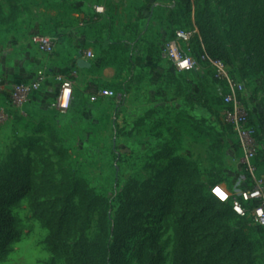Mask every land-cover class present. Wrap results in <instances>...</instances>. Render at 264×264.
Segmentation results:
<instances>
[{
	"label": "rangeland",
	"instance_id": "1",
	"mask_svg": "<svg viewBox=\"0 0 264 264\" xmlns=\"http://www.w3.org/2000/svg\"><path fill=\"white\" fill-rule=\"evenodd\" d=\"M188 1L190 13L184 0H0V82L40 79L36 94L46 100L40 117H15L0 125V188L28 180L42 195L37 203L72 213L70 243L82 238L90 243L96 233V214L84 215L77 203L81 189L91 190L105 201L107 220L121 236L115 264H149L151 259L172 264L177 220L197 211L196 203L181 202L178 180H167L173 162L152 161L158 145L165 146L184 127L175 126L182 117L223 135V158H229L230 167L223 175L226 191L252 183L233 135L219 119H209L198 97L221 98L226 90L222 80L206 70L178 72L160 56L176 31L196 32L190 52L200 43L195 0ZM208 4L212 34L242 87L236 97L257 129L260 150L253 176L264 187V0ZM98 6L103 13H95ZM84 7L100 20H87ZM35 35L55 37L53 52L38 49L31 40ZM134 38L146 44L149 58L130 55ZM86 51L95 64L84 74L75 61ZM103 69L110 76L92 78ZM91 86L113 92L114 98L91 101ZM194 140L182 136L181 155L199 172L185 181L187 189L201 192L209 153L205 143ZM227 209L214 210L219 215L215 233L197 234L199 251L216 264H264V232L257 229L253 210L241 218L223 216ZM9 210L20 236L0 254V264H71L70 255L47 250L48 231L34 217L29 193ZM233 241L238 244L231 249Z\"/></svg>",
	"mask_w": 264,
	"mask_h": 264
},
{
	"label": "trees",
	"instance_id": "2",
	"mask_svg": "<svg viewBox=\"0 0 264 264\" xmlns=\"http://www.w3.org/2000/svg\"><path fill=\"white\" fill-rule=\"evenodd\" d=\"M184 2L186 11L190 13V1L184 0ZM208 7V0H195L194 19L201 39L200 43L195 47L194 52H190V46L194 42V37L192 38L188 45L189 54L195 58H199L201 54H206L212 59L222 61L235 79L230 68L231 63L227 54L220 42L212 34L208 17ZM262 29L264 31V20ZM174 34L175 32L169 40L174 38ZM203 70L213 75L210 70ZM222 82L226 90L221 98H212L213 100H211L206 96L198 97L203 107L209 113V119H214L215 121L219 119L220 123L228 129L231 135H233L231 128L223 122L221 117V111L224 108L223 99L229 93L226 83L224 81ZM215 115L218 117H214ZM250 116L251 113L249 111V126L253 130V138L258 141L257 129ZM178 124H183L184 127H179L180 129L175 131L173 139L165 142V146L158 145V149L152 157L153 162H173L172 172L167 176V180H178L176 185L183 196L181 202H193L197 204V206H192L197 210L195 214H192L190 218L181 216L177 220L172 264H216L214 261L203 256V253L199 251L201 240L197 237V234L206 233L208 235L213 232L215 233V227L218 224L216 221L219 219L218 213H214L217 207L228 208L223 216L227 213L237 216L232 211L229 203L219 202L210 193L213 186L223 181V147L221 144L223 135L219 132L213 133V131L204 130L200 124L195 122L191 117H182L175 122V126ZM181 133L189 135L198 142H206L208 144V161L210 169L206 175L207 183L205 185H200L201 192L196 189L188 190L185 184L187 179L199 175V172L196 170L197 168L194 164L189 163L183 156L177 155ZM258 154L259 151L257 152V155ZM202 188L203 190L205 189V193H202ZM28 193L31 196V207L34 217L48 231L45 245L49 252H58L63 256L70 255L71 264H115L121 250V236L116 232L115 224L107 220L106 211L104 209L106 203L103 199L94 196L93 192L89 189H81L79 191L77 203L84 215L96 214L97 229L90 243H87L83 238L79 239L77 242L70 243L72 229L75 225L74 215L64 209L55 211L47 208L43 204L37 203V199L42 195L40 194V190L28 180L22 183H16L14 186L5 185L0 188V254L5 253L9 245L20 236V232L14 225V218L10 213L9 206L17 198ZM260 204V200L241 203L245 211V215L241 218L246 217L248 211L257 208ZM256 226L259 232H264L263 227ZM237 244L236 241H233L230 248H235ZM149 264H154V260L151 259Z\"/></svg>",
	"mask_w": 264,
	"mask_h": 264
},
{
	"label": "built area",
	"instance_id": "3",
	"mask_svg": "<svg viewBox=\"0 0 264 264\" xmlns=\"http://www.w3.org/2000/svg\"><path fill=\"white\" fill-rule=\"evenodd\" d=\"M97 14L103 13V7H94ZM195 31H176L174 38L167 40L160 51V56L178 72L210 70L216 78L224 81L229 93L224 97V108L221 111L223 122L231 128L233 137L240 150V163L245 168L251 180V186L234 193H230L218 184L211 188L210 193L221 203H229L237 216H244L245 211L241 203L260 200L261 204L252 211L255 224L264 228V187L254 178L255 167L253 161L260 150L259 143L253 138V130L249 126V111L236 97L242 87L229 72L227 66L220 60H215L201 54L199 58L189 54L188 45L195 35ZM32 43L42 52L50 54L56 46V38L45 35H35ZM90 52H84V59H90ZM41 80L32 83L19 82L8 84L0 82V96L4 104H0V125H4L16 118H27L26 105L38 92ZM91 101L101 98H114L113 92L97 86L88 89ZM217 189L219 191H217Z\"/></svg>",
	"mask_w": 264,
	"mask_h": 264
},
{
	"label": "crops",
	"instance_id": "4",
	"mask_svg": "<svg viewBox=\"0 0 264 264\" xmlns=\"http://www.w3.org/2000/svg\"><path fill=\"white\" fill-rule=\"evenodd\" d=\"M108 1L114 2L115 0H108ZM83 10L86 13V17L85 18L87 20H89L91 18H92L91 19L92 21H94V20H96L98 18L100 20L101 17H99V15H96L95 13H93L92 9H90L89 7H86V8L84 7ZM143 20L145 21L144 18H142V20H140V21L142 22ZM140 30H142V29H140ZM143 36L144 35H142V33H141L139 35V38H142ZM139 38L132 39V42H134V46L132 48H130V51H131L130 55L133 56V57H137L138 56V57H142V58H145V57L146 58H149L150 57V53L148 54V51L146 50V44L142 43V41L141 42L138 41ZM80 58H83L84 59V53L78 59H80ZM84 60L86 62L90 63V65H91L90 68L79 69L77 66H76V68L79 70V72H82V73L86 74L88 71H90L92 69V66H93V64H95V61L93 62L92 59H84ZM76 61H75V64H76ZM108 76H110V72L108 70H104L103 69V70H101L99 72L98 75L95 74V76H93L92 78H94L95 80L96 79L103 80V79L107 78ZM0 100L3 101V99H2L1 96H0ZM45 102H46L45 98L41 97L40 96V93L35 94L29 100L28 104L26 105V110H27V113H28L27 117H40L41 116V113H39V112H42V109L45 108V106H46V103ZM15 117H18V116H15ZM18 119H20V118H18ZM11 122H9V123H11ZM9 123H7V124H9ZM185 135L188 136V137H190L189 135H187L185 133H181V138H182V136H185ZM190 138L193 139L192 137H190ZM180 141H181V139H180ZM199 143H205L206 146H207V149H208V144L206 142H199ZM181 148H182V144L179 145V150L177 152V155H179V156H182L181 154H183L181 152ZM183 157L186 158L185 156H183ZM226 159H229V158H226ZM226 159L223 158L222 175H224L226 172L230 173V167H227L228 162L226 161ZM232 169H233V171L236 170L235 165H233ZM223 178H224V176H223ZM219 184L223 186L224 182L222 181Z\"/></svg>",
	"mask_w": 264,
	"mask_h": 264
},
{
	"label": "water",
	"instance_id": "5",
	"mask_svg": "<svg viewBox=\"0 0 264 264\" xmlns=\"http://www.w3.org/2000/svg\"><path fill=\"white\" fill-rule=\"evenodd\" d=\"M76 66L79 69H85V68H90V63L86 62L83 58H80L76 61Z\"/></svg>",
	"mask_w": 264,
	"mask_h": 264
},
{
	"label": "bare ground",
	"instance_id": "6",
	"mask_svg": "<svg viewBox=\"0 0 264 264\" xmlns=\"http://www.w3.org/2000/svg\"><path fill=\"white\" fill-rule=\"evenodd\" d=\"M63 98H64V96H62V98H61V99H62V101H63Z\"/></svg>",
	"mask_w": 264,
	"mask_h": 264
},
{
	"label": "snow or ice",
	"instance_id": "7",
	"mask_svg": "<svg viewBox=\"0 0 264 264\" xmlns=\"http://www.w3.org/2000/svg\"><path fill=\"white\" fill-rule=\"evenodd\" d=\"M217 191H219V190L217 189Z\"/></svg>",
	"mask_w": 264,
	"mask_h": 264
}]
</instances>
